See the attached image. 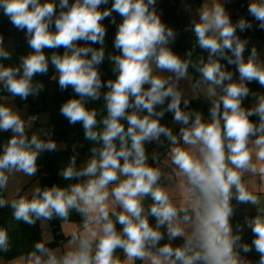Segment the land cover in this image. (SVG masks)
<instances>
[{"label":"clouds","instance_id":"1","mask_svg":"<svg viewBox=\"0 0 264 264\" xmlns=\"http://www.w3.org/2000/svg\"><path fill=\"white\" fill-rule=\"evenodd\" d=\"M230 2L202 0L184 28L196 43L182 58L171 47L178 32L162 21L157 0H0V13L25 32L31 49L4 63L13 51L0 33V92L7 94L0 133H10L0 142V209L10 208L12 220L28 226L58 219L67 237L53 248L45 231L7 264H264V92L248 86L264 88V57L255 45L249 51L250 40L239 34L264 30V0H248L251 19L235 22ZM185 11L192 9L185 5ZM113 13L121 18L113 42L119 54H107L116 76L104 81L103 21L115 24ZM61 48L62 54L55 51ZM197 49L207 55H196ZM50 67L60 91L75 94L59 112L82 126L90 154L78 166L84 144L74 142L58 173L67 186L37 182L24 191L42 154L67 148L51 128L33 127L39 115L25 118L10 102L38 98L45 84L34 78ZM190 68L198 73L194 80ZM182 80L189 81L191 97ZM200 96L209 102L207 118L189 107ZM101 98L104 112L88 107ZM169 113L178 132L162 123ZM150 144L166 146L164 155L149 154ZM238 205L257 212L234 230ZM73 213L79 223L70 219ZM245 227L251 243L243 240ZM11 250L9 230L0 227V253ZM253 250L255 261L242 255Z\"/></svg>","mask_w":264,"mask_h":264},{"label":"trees","instance_id":"2","mask_svg":"<svg viewBox=\"0 0 264 264\" xmlns=\"http://www.w3.org/2000/svg\"><path fill=\"white\" fill-rule=\"evenodd\" d=\"M189 5L199 6L202 3V0H184ZM183 0H157L156 10L161 15V19L168 26L174 28L178 32L177 39L174 44L171 45L173 51L180 55L182 58L187 49L192 47V44L196 43L195 36L191 32H185L184 28L189 23L190 18L188 15L182 10ZM247 4L248 0H231L230 3L226 4L228 8L231 18L233 22L239 19L240 16H245L248 19L251 17L247 16ZM102 7H110L109 5H105ZM116 23H111V18H106L103 23L107 28V35L105 39L106 45V57L104 62L100 65V72L102 74V79L107 81L108 79H115L116 74L112 71V64L107 59L108 53L119 54L117 50L113 46L115 34L117 31V26L121 21V18L118 14H112ZM54 31V26L52 28ZM0 33L4 36L5 46L11 47L13 51V60L6 61L4 63H15L18 62V58L21 55H26L31 49L27 45L25 32L16 30L8 21L6 17L0 13ZM241 38L253 37L258 38L264 41V30H249L244 33H239ZM83 43V42H81ZM93 47L99 48V45H93ZM250 46H248V50L250 51ZM51 51L49 49H45V52L50 55ZM59 53H63V49H57ZM248 52L246 51L245 56H247ZM196 55H207V53H201L199 49H197ZM226 64V61H221ZM228 70L235 71V66L227 65ZM189 72L193 76V80L195 77H198V73H196L193 69H189ZM54 74V70L50 67L49 73L46 76H36L34 79L41 80L45 84V89L40 93L38 98L29 97L26 101H21L19 98H16V102L19 107L26 109L28 115H38L42 112H48L50 115L49 122L47 123V128H51L53 130V139L64 141L67 144L66 149H61L56 152L44 153L38 160V164L40 166L38 172V179L40 180L41 186H51L52 184H57L60 186H67L68 181H64L59 176V171L63 168L69 157L72 155L71 145L74 142H80L84 144L82 149H78L80 152V156L78 158V166L81 163L82 157L89 156V142L84 140V132L83 128L80 124L70 125L67 119H65L59 112V108L61 104L69 99L71 96L75 95L71 88L66 91L61 92L58 86L57 81H53L51 79ZM234 79H238V73L234 76ZM249 88L253 91H261L264 92V88H260L257 82H252L249 85ZM106 90V89H105ZM6 93H0L1 95ZM251 97L247 98L244 101V105L248 104ZM88 107H95L98 111L104 112V104L101 98L100 101L90 102ZM190 108L201 111L205 118L208 116V106L203 101V99L195 98L190 100ZM106 114V113H105ZM251 119H256L252 117ZM37 123V122H36ZM162 123L168 124L173 127L174 132H178L179 126L172 124V114H166ZM10 136V133H0V142L4 139H7ZM167 144V142H165ZM148 146V145H146ZM154 146H156L154 144ZM157 147V146H156ZM164 148V147H163ZM166 148V146H165ZM235 204V201H233ZM245 216L254 217V213H249L244 210L243 205H238L236 209V213L232 218V224L234 226L237 222L241 225L244 224ZM70 219L73 222H80V216L76 213H73ZM151 224H155V219L149 218ZM51 229L53 232V242L49 245L50 247H57L61 245L63 242H67V237L64 236L63 231L61 229V221L58 219H54L50 221ZM0 227H7L9 230V236L12 244V250L7 253H0V256H3L6 260H13L18 257L22 253H26L31 250L32 245L35 241H38L42 237V233L45 232L44 227L41 226L38 221L35 226H28L23 223H17L12 220L11 217V209L4 208L0 209ZM119 227V226H118ZM253 239V234L250 229L247 227L244 228L243 240L244 242L251 243ZM181 240H176L174 243L179 244ZM247 255V258H255L258 259V255L253 250L252 253L244 254Z\"/></svg>","mask_w":264,"mask_h":264},{"label":"rangeland","instance_id":"3","mask_svg":"<svg viewBox=\"0 0 264 264\" xmlns=\"http://www.w3.org/2000/svg\"><path fill=\"white\" fill-rule=\"evenodd\" d=\"M185 5H187V6H189V7H191V9H192V11L191 12H189V11H185ZM197 7H199V6H194V5H189V4H187L184 0H183V4H182V10L188 15V16H190V18L192 17V16H196V12H195V9L197 8ZM197 19H198V16L196 17ZM262 57H264V55H262ZM165 75H167V73H165ZM190 76H192V74L190 73ZM193 77V76H192ZM180 87L181 88H183L184 89V91H185V93L188 95V96H192V92H191V89H190V86H189V81H187V80H182L181 82H180ZM197 93H199V90H197ZM3 95H7V94H3ZM3 95H1V100H0V103H3V102H5L4 101V99H3ZM202 99H203V101L207 104V106H209V102H208V100L204 97V96H200ZM199 97V98H200ZM192 100V99H191ZM11 103H13L18 109H20V111L22 112V114L24 115V117L25 118H27L29 115H28V113H27V111H26V109H24V108H21V107H19L18 106V104H17V102H16V99H14V100H12V101H10ZM40 117H41V119L39 120V121H37V123H34V128H39V127H46L47 128V123L49 122V118H50V115H49V113L48 112H42V113H39L38 114ZM57 141V143H60V144H64V145H67L64 141H60V140H56ZM164 152V151H163ZM165 153V152H164ZM164 153H163V155H164ZM162 155V154H161ZM162 155V156H163ZM86 159V157H82L81 158V163L84 161ZM80 163V164H81ZM17 179H19V178H17ZM37 182H39V184H40V186H41V183H40V180L38 179V173H37V175H36V177H34V178H32L31 180H29L28 181V183L24 186V191H27V190H29L31 187H33ZM249 212V211H248ZM44 229H45V231L46 232H48L49 234H51L52 236H53V232H52V229H51V224H50V222H47V224L44 226ZM242 255H244L243 253H242ZM248 259H251V260H253V261H255V260H257V259H255V258H248ZM9 261H11V260H6V259H4L3 258V264H7V262H9Z\"/></svg>","mask_w":264,"mask_h":264},{"label":"crops","instance_id":"4","mask_svg":"<svg viewBox=\"0 0 264 264\" xmlns=\"http://www.w3.org/2000/svg\"><path fill=\"white\" fill-rule=\"evenodd\" d=\"M222 2H224V0H222ZM188 17L190 18V16H188ZM261 53H262V55H264L263 51H261ZM252 103H253V100L251 98L250 101L248 102V104H246V107L251 106ZM146 148H147V151L149 152V154H151L154 150H156V151H159L163 155V153L166 151L165 147L164 148L163 147L158 148V147L154 146V144H150V145L146 146ZM149 163H151V160L149 161ZM261 206L264 207V196H261ZM243 207H244V210L246 212L249 211V213H254L256 215L257 209L255 206L243 205ZM76 223H79V222H76ZM137 264H139V262H137Z\"/></svg>","mask_w":264,"mask_h":264},{"label":"water","instance_id":"5","mask_svg":"<svg viewBox=\"0 0 264 264\" xmlns=\"http://www.w3.org/2000/svg\"><path fill=\"white\" fill-rule=\"evenodd\" d=\"M250 40L249 46L251 47L252 45L257 46L258 50H261L264 52V41L258 38H253V37H246Z\"/></svg>","mask_w":264,"mask_h":264},{"label":"built area","instance_id":"6","mask_svg":"<svg viewBox=\"0 0 264 264\" xmlns=\"http://www.w3.org/2000/svg\"><path fill=\"white\" fill-rule=\"evenodd\" d=\"M1 93V92H0ZM209 109V106H208V108H207V110ZM36 123V122H35ZM166 144V143H165Z\"/></svg>","mask_w":264,"mask_h":264}]
</instances>
